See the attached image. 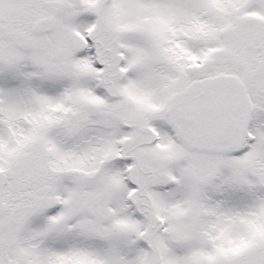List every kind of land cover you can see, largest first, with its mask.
I'll list each match as a JSON object with an SVG mask.
<instances>
[{"label": "snow or ice", "instance_id": "snow-or-ice-1", "mask_svg": "<svg viewBox=\"0 0 264 264\" xmlns=\"http://www.w3.org/2000/svg\"><path fill=\"white\" fill-rule=\"evenodd\" d=\"M0 264H264V0H0Z\"/></svg>", "mask_w": 264, "mask_h": 264}]
</instances>
